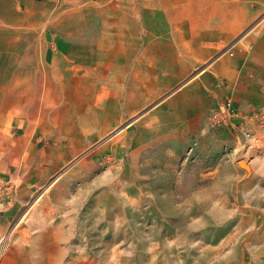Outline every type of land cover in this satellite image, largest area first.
I'll return each instance as SVG.
<instances>
[{
  "label": "rangeland",
  "instance_id": "rangeland-1",
  "mask_svg": "<svg viewBox=\"0 0 264 264\" xmlns=\"http://www.w3.org/2000/svg\"><path fill=\"white\" fill-rule=\"evenodd\" d=\"M58 2L6 9L0 0V135L14 139L0 166V264L14 252L16 264L31 262L26 247L36 235L44 251L54 241L64 251L62 260L39 264H264V20L233 41H183L174 56L169 42L155 46V35L146 47L142 25H103L100 17L53 23ZM92 55L132 61L125 72ZM216 61L258 74L242 116L223 124L209 118V104L238 103V84L215 70ZM121 74L123 88L139 95L171 85L106 136L57 142L69 136L76 110L92 105V92L112 102L107 85L117 86ZM125 129L131 139L117 160L105 154L85 183L75 180L66 192L70 172ZM54 150L62 159L54 161Z\"/></svg>",
  "mask_w": 264,
  "mask_h": 264
},
{
  "label": "crops",
  "instance_id": "crops-1",
  "mask_svg": "<svg viewBox=\"0 0 264 264\" xmlns=\"http://www.w3.org/2000/svg\"><path fill=\"white\" fill-rule=\"evenodd\" d=\"M4 1L6 9L14 5L17 9L18 3L23 5V7H30V2H34V0ZM58 1L56 6L57 15L48 17V19H52L53 23L82 25L91 23L93 17H100V23L103 25H142L143 40L144 42L148 40V44L146 43L145 45L146 47L150 43L149 40L151 39V35H155L154 39L158 41L155 46L164 49L167 47V42H169V46L173 49L174 56L179 55L178 51L182 48L183 41H197L203 43L233 41L236 40L248 26L259 24L260 20H264V0ZM68 38L73 39L71 36ZM78 39L82 40L83 38L80 36ZM105 39V36L100 38V40ZM145 55L147 54L144 53V56ZM160 62L162 63L161 60ZM232 66H234V64L230 61L215 62V70L221 74V76H231L226 80L229 84H238L235 93L238 103L234 101V105L240 116H242L243 109L246 108V104L249 101V96H247L246 93H248V89L258 81V74L256 71L250 70L249 67L245 68L243 71L241 67L236 69L229 68ZM207 80L206 82H210L211 79L209 80V77H207ZM229 84L224 92H227L230 88L231 85ZM217 91L218 93L220 92L219 90ZM218 102L217 99L212 100L209 107L215 106ZM47 243L51 245L49 250L53 249L52 251H44V242L40 240H34L30 243L31 245L29 247H26L29 251H27L28 254H31L30 257L32 256L31 263L29 262L28 264H39L43 260L49 258L62 260L64 251L60 248V241ZM34 244H38L36 247H40L39 249L44 252L41 251L42 254L38 253L40 251L39 249L36 250ZM17 261L18 258L16 255L11 253V255L5 259V264H16ZM78 264H80V262H78Z\"/></svg>",
  "mask_w": 264,
  "mask_h": 264
},
{
  "label": "bare ground",
  "instance_id": "bare-ground-1",
  "mask_svg": "<svg viewBox=\"0 0 264 264\" xmlns=\"http://www.w3.org/2000/svg\"><path fill=\"white\" fill-rule=\"evenodd\" d=\"M127 58L125 60H122V58L118 57V56H107V58H105V56H100V55H92L90 56L91 60H94L96 62H98V64H102V66L106 67L107 65H109L110 68V64L112 66V64L115 63V65L118 67L117 69H124L123 71L126 72L127 68V64H129L132 61V57L130 55H126ZM135 59V58H134ZM15 62H17V59L15 60ZM125 62V64L123 65V63ZM123 65V66H122ZM121 66V67H120ZM177 66L175 65L172 70H176ZM106 69H108L106 67ZM123 74V73H122ZM119 75L117 77V81H119V84L116 86L113 83L108 84L107 86H111L112 88L115 89V91H113V96L114 99L112 100V102L108 105H106L105 103L103 104V100H102V96L103 95H98L96 96V93H91L92 97L94 98V101L90 104H92L91 106H88V108H86V111L82 114L77 111V115L74 116L72 118L73 122H74V127L70 126L68 127L64 132H68L69 136L68 137H63L62 135H60L57 138V142L62 141L63 143H66L68 146H72V144L75 141H81L83 139L88 140V141H95L98 138H100L101 136L111 132L112 130L114 131L115 128H118L119 126H121V124L126 120L129 116L134 117L135 114H138L140 112V110L146 106L150 101H152L154 98H156L159 94H161L162 92H164V90H166V88L168 86L171 85V82H162L161 84H158L157 89L154 91H151L149 93H146L144 95H139L135 92L132 91L131 89V85L126 86L125 87L124 84L127 81V76L126 75ZM176 76V75H175ZM174 76V77H175ZM114 76H112L113 78ZM96 79V78H95ZM173 82V81H172ZM90 83V81H89ZM120 87L122 88V90L120 91ZM169 101V100H168ZM43 102V101H42ZM55 105V104H54ZM165 105V104H164ZM169 105V104H168ZM22 107V106H21ZM46 107V106H45ZM163 107V106H162ZM16 108V107H15ZM44 108V107H43ZM6 109H9L6 106ZM35 109V108H34ZM33 109V110H34ZM27 110V109H26ZM12 110H8V112H11ZM34 112H36V110H34ZM47 112V111H46ZM27 114V113H26ZM49 116V115H48ZM40 117V116H39ZM132 119V118H131ZM55 120V118H54ZM162 122V121H161ZM157 125V124H156ZM55 129V128H54ZM124 129V128H123ZM17 130V128H16ZM148 131V130H147ZM154 131V130H153ZM16 132V131H15ZM155 133V132H154ZM15 134V133H14ZM13 134V135H14ZM106 136V135H105ZM108 136V135H107ZM114 136V135H113ZM104 137V136H103ZM131 135L128 133V130L125 129V132L117 135L116 137L112 138L110 141H106V143L104 142L103 145H101L99 148H97L92 155L90 156L91 161L86 163H80V164H76L77 167L79 168V170L76 171H71L70 175L67 177L68 180L66 181L65 184H67V191H69L75 183V180L80 181L81 183H85L86 182V178L90 175L91 170L97 168L100 165L98 162L100 159H102L105 154H109L111 153L112 155H114L115 159L118 156H120V153L123 150L122 149V145L125 143V141L130 140ZM106 138V137H105ZM109 139V138H108ZM137 139V138H136ZM135 139V140H136ZM14 141L13 137L8 136V135H0V166L2 165V163L5 161L4 157H5V153H13V148L10 145V142ZM137 141V140H136ZM172 141V140H171ZM83 142V141H82ZM142 142V141H141ZM169 142V141H168ZM13 143V142H11ZM79 143V142H77ZM96 143V142H95ZM93 144V143H92ZM15 145V144H14ZM62 145V144H61ZM65 146V145H64ZM81 146V145H80ZM95 146V145H94ZM62 148V147H61ZM69 148V147H68ZM92 151V150H91ZM54 161H57L56 159H62L61 155H57L56 156V151L54 150ZM35 153V152H34ZM61 153V152H59ZM62 154V153H61ZM68 155V154H67ZM70 155V154H69ZM86 156V155H84ZM127 156V155H126ZM106 157V156H105ZM86 158V157H85ZM111 161L113 158L112 157H108ZM7 159V158H6ZM40 159V158H39ZM129 159V157H128ZM52 160V159H51ZM80 161V160H79ZM87 161V160H86ZM246 160L241 161V164L248 166L247 163L245 162ZM48 162V161H47ZM50 162V161H49ZM71 162V161H70ZM54 163V162H53ZM69 163V162H68ZM107 163V162H106ZM124 163V162H123ZM46 164V163H45ZM67 164V163H66ZM34 165V164H33ZM38 165V164H37ZM124 165V164H123ZM122 165V166H123ZM50 166V165H49ZM8 167V166H7ZM33 167V166H32ZM72 167V166H71ZM249 167V166H248ZM18 168V167H17ZM39 168V167H38ZM37 168V169H38ZM62 168V167H61ZM113 168V166L111 167ZM135 168V167H134ZM250 168V167H249ZM9 169V168H8ZM14 169V168H13ZM123 169V168H122ZM71 170V169H70ZM130 170V169H129ZM176 170V169H175ZM93 172V171H92ZM135 172V171H134ZM133 172V173H134ZM57 173V172H56ZM114 173V172H113ZM170 173V172H169ZM16 174V173H15ZM28 174V173H27ZM166 174V173H165ZM31 175V174H30ZM35 175V174H34ZM33 175V176H34ZM121 175V174H120ZM50 176V175H49ZM119 176V175H118ZM135 176V175H134ZM30 177V176H29ZM90 178V177H89ZM183 178V177H182ZM32 179V178H31ZM40 179V178H39ZM117 179V178H116ZM133 179V178H132ZM159 179V178H158ZM37 180V179H36ZM48 180V179H47ZM60 180V179H59ZM101 180V178H100ZM26 181V180H25ZM88 181V180H87ZM93 181V180H92ZM115 181V180H114ZM141 181V180H139ZM205 181V179H204ZM95 182V181H94ZM182 182V180H181ZM17 183V181H16ZM97 183V182H96ZM95 183V184H96ZM163 183V182H162ZM198 183V182H197ZM88 184H90L88 182ZM112 184V183H111ZM28 185V184H27ZM79 185V184H78ZM84 185V184H83ZM107 185V184H106ZM199 185V184H198ZM19 186V185H17ZM43 186V185H42ZM50 186V185H49ZM93 186V185H90ZM109 186V185H108ZM181 185H179L178 187H180ZM201 186V185H200ZM34 187V186H33ZM101 187V186H100ZM124 187V186H123ZM194 187V186H193ZM27 188V187H26ZM42 188V187H41ZM108 188V187H107ZM122 188V187H121ZM170 188V187H169ZM190 188V187H189ZM84 189V188H83ZM87 189V188H86ZM89 189V188H88ZM112 189V188H111ZM120 189V188H119ZM41 190V189H40ZM47 190V189H46ZM54 190V189H53ZM52 189L50 191H47V194H51ZM85 190V189H84ZM82 190V191H84ZM99 190V189H97ZM116 190V189H115ZM121 190V189H120ZM195 190V189H194ZM197 190V189H196ZM195 190V191H196ZM57 191V190H56ZM89 192H91V190H88ZM108 191V190H107ZM73 192V191H72ZM105 192V191H104ZM113 192V191H112ZM174 192V191H173ZM194 192V191H193ZM71 193V192H70ZM98 193V192H97ZM119 193V192H118ZM142 193V192H141ZM175 193V192H174ZM82 194V193H81ZM101 194V192H100ZM36 195V194H35ZM79 195V194H78ZM140 195V194H139ZM184 195V194H183ZM33 196V195H32ZM49 196V195H48ZM87 196V195H86ZM92 196V195H91ZM30 198V197H29ZM43 199V198H42ZM47 199V198H46ZM16 200V199H15ZM50 200V199H49ZM28 201V200H27ZM58 201V200H57ZM43 202V201H42ZM249 202V201H248ZM18 204V203H17ZM24 204V203H22ZM23 207V206H22ZM51 208V207H50ZM59 208V207H58ZM10 210V209H9ZM54 210V209H53ZM58 210V209H57ZM64 210V209H63ZM10 212V211H9ZM46 213V212H45ZM37 214V212H36ZM30 215V214H29ZM46 215V214H45ZM236 217V216H233ZM244 219V218H243ZM25 221V220H24ZM47 221V220H46ZM23 223V222H22ZM21 223V225H22ZM30 223V222H29ZM242 223V222H240ZM252 223V221H251ZM53 224V223H52ZM57 224V223H56ZM54 225V224H53ZM231 225V224H230ZM28 226V225H27ZM51 226V224H50ZM49 226V227H50ZM224 226V225H223ZM252 226V225H250ZM33 227V226H32ZM31 227V228H32ZM53 227V226H52ZM225 227V226H224ZM245 227V226H244ZM27 228V227H26ZM51 228V227H50ZM35 229V228H34ZM49 229V228H48ZM96 229V228H95ZM25 230V228H24ZM30 230V229H29ZM39 230V228H38ZM240 230V229H239ZM237 231V230H236ZM26 233V232H25ZM20 234V233H19ZM28 234V232H27ZM36 234V233H35ZM40 234V233H38ZM46 234V233H45ZM66 235V234H65ZM64 235V236H65ZM20 236V235H19ZM31 236V234H30ZM29 236V237H30ZM34 236V235H33ZM38 235L35 236L36 240L39 241L37 238ZM43 236V235H41ZM26 237V236H25ZM46 237V236H45ZM67 237V235L65 236ZM259 237V236H257ZM43 238V237H40ZM61 238V237H60ZM8 239V238H7ZM12 239V237H11ZM20 239V238H19ZM23 239V238H22ZM64 239V238H63ZM10 240V238H9ZM34 240V239H33ZM43 240V239H42ZM19 241V240H18ZM17 241V242H18ZM32 241V240H31ZM26 242V241H25ZM36 242V241H35ZM43 242V241H41ZM108 242V241H107ZM257 242V241H256ZM33 244V243H32ZM31 245V244H30ZM36 245L38 244H34V246L36 247ZM59 245V244H58ZM41 246V245H40ZM34 247V248H35ZM62 247V246H61ZM60 247V248H61ZM33 248V247H32ZM31 248V249H32ZM40 248V247H39ZM39 248L36 247V250H38ZM42 248V247H41ZM43 249V248H42ZM20 250V249H19ZM18 250V251H19ZM15 251V250H14ZM17 251V252H18ZM41 253L44 252L42 250L39 249ZM42 251V252H41ZM29 252V251H28ZM35 252V250H34ZM16 253V252H14ZM37 253V252H36ZM111 253V252H110ZM33 254V253H32ZM45 254V253H44ZM31 255V254H30ZM34 256V255H33ZM112 256V255H111ZM32 257V256H31ZM35 257V256H34ZM41 257V256H40ZM47 258V257H46ZM41 259V258H40ZM17 260V259H16ZM111 260V259H110ZM20 261V260H19ZM39 261V260H38ZM35 262V261H34ZM22 263V262H21ZM31 263V262H30ZM46 263V262H45Z\"/></svg>",
  "mask_w": 264,
  "mask_h": 264
},
{
  "label": "built area",
  "instance_id": "built-area-1",
  "mask_svg": "<svg viewBox=\"0 0 264 264\" xmlns=\"http://www.w3.org/2000/svg\"><path fill=\"white\" fill-rule=\"evenodd\" d=\"M230 54L232 51L228 50ZM209 118L215 124L227 123L231 117H236L239 115L238 110L234 105V101L231 97L226 98L222 103H218L216 107H212L208 112Z\"/></svg>",
  "mask_w": 264,
  "mask_h": 264
}]
</instances>
